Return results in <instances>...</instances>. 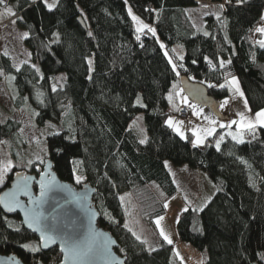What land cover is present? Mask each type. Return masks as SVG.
<instances>
[{"label": "trees", "instance_id": "1", "mask_svg": "<svg viewBox=\"0 0 264 264\" xmlns=\"http://www.w3.org/2000/svg\"><path fill=\"white\" fill-rule=\"evenodd\" d=\"M212 1L222 6V15H206L200 30L186 10L197 0H58L52 10L44 0L6 2L28 32L32 62L16 68L0 52V78L8 77L17 108L26 104L34 110L36 126L51 122L62 127L47 136L44 163L49 159L61 179L95 189L99 223L117 239L125 264H176L173 245L159 236L155 223L178 194L167 161L201 170L217 187L202 210L181 212L180 240L207 250L205 264H264V127L246 128L244 143L227 139L217 150L222 129L197 146L191 133L185 138L167 123L180 108L183 79L205 84L218 102L232 93L227 81L238 77L251 111L264 110V48L252 37L264 0ZM129 9L153 26L155 35L147 29L138 32ZM178 44L185 48L182 59ZM141 113L147 131L143 144L130 128ZM21 127L0 107V139L24 162L14 166L0 193L16 173L39 175L43 170L44 163L29 162L23 154ZM76 176L84 180L77 184ZM125 191L159 245L148 248L125 227L120 198ZM24 244L40 240L18 213L9 215L0 205L1 253L26 263L58 264L62 259L57 246L33 252Z\"/></svg>", "mask_w": 264, "mask_h": 264}, {"label": "rangeland", "instance_id": "2", "mask_svg": "<svg viewBox=\"0 0 264 264\" xmlns=\"http://www.w3.org/2000/svg\"><path fill=\"white\" fill-rule=\"evenodd\" d=\"M9 0H4V5H1L0 9V52L5 53L8 55L13 65L16 68H20L24 63L26 62H32V53L30 48L26 45L25 39L28 36V32L26 29L19 26L16 19H14L13 15L10 14L9 9L11 12H13V8L6 4V2ZM199 1L198 6L192 7L189 9V12L192 16V18L195 20L197 26L199 27V21L202 19L203 14H206L207 12H213L216 16H221V8L222 6L216 4V2L212 0H197ZM54 0H51L50 4L53 3ZM214 7V10H209L210 8ZM131 15L138 17L136 14H134L131 11ZM139 18V17H138ZM140 21H142V24H147L150 28H153V26H150L149 23L145 22L141 18H139ZM15 21V23H13ZM136 27H142V25H138L135 21ZM154 29V28H153ZM156 33V32H155ZM177 51L181 57L184 56L185 48L183 44L177 45ZM91 66L93 68V60H91ZM238 81V87L241 86L240 80L238 77H233ZM233 78L230 79L229 83L232 85V87H235V84L232 83ZM237 86V85H236ZM233 95L236 99L237 94L233 92ZM244 95V92H243ZM183 97L187 98V102L191 103L194 109V116H192L190 122H186L184 120H181L177 114H171L168 118V121H172V128L178 133L182 134L181 136L187 138L188 134H192L193 143L197 146H204L207 142L208 138L213 136L217 130L221 128V125H230L232 124V121L224 120V116H222V113L225 109V107H221V112L216 111L211 105H205V104H198L195 102H191L188 98V96L184 93V91H181V89L178 90V98L180 102H183ZM239 97V94L238 96ZM246 97V96H245ZM177 99V98H176ZM245 100L242 103L241 107L243 110L245 109ZM220 101V100H219ZM25 104L24 107L17 108L14 105V101L11 94L10 84L8 77L3 75L0 78V107H2L4 110L8 111L12 114L13 118L20 121L22 123V127L20 128V137L25 141V144L23 146V154L26 156L27 160L29 162H34L38 159H45V156L47 155V142L46 138L49 134L59 132L61 131L62 127H60L59 124L47 122L42 127H38L34 123L33 114L34 110L31 107H26ZM238 106V105H237ZM247 109H249V105L247 103ZM199 112V115L196 113ZM242 113V112H241ZM245 112L243 111L244 119H245ZM241 120V117H240ZM211 121H215V123H212ZM241 123H244V121H241ZM130 128L134 130V132L137 133L139 136L140 141L144 139L147 140V131L145 128V120L144 115L138 114L133 121L130 124ZM215 129V131L212 133V135H207L206 130ZM177 129L179 131H177ZM195 131V134H194ZM236 136V134H234ZM237 140L240 139V137L236 136ZM198 139L202 140V143H198ZM8 163H11L12 167L11 169L5 174V183L7 179L11 176L13 172V168L15 165L18 166H24V162L19 160L16 156L11 154V151L9 149V146L3 139H0V168H3ZM167 165L170 168L169 170L171 173L175 176L178 184L179 180L182 183L183 179H179L180 173L186 172L187 169L189 171L192 168H190L188 165H175L171 161H167ZM20 173V172H18ZM84 180V177L82 181ZM5 185V184H4ZM3 185V186H4ZM3 186H0L2 188ZM200 186V182H199ZM195 189H198V186H195ZM125 217H126V225L129 229H131L132 232H135L136 235L140 236V240L146 241V245L148 248H153L157 245H159V240H157V236L154 235V233L147 231L145 226L143 225V222L139 218L138 215V208L135 204L131 194L128 191H125L121 193L120 195ZM205 196L200 195L198 193V196L195 199H191V197L186 196L183 194V192L180 190L177 195L172 197L167 205L166 212L157 216L155 218L156 220L163 216L164 219L160 221L159 226H157V230L159 233V236L163 238V236L160 235V230L163 229L165 235H167L172 240L173 245V258L175 259L176 264H205L206 260L208 258V252L207 250H199L195 248L193 245H191L188 242H183L180 240L179 233H178V220L180 217L181 212H183L184 208H188L189 206L198 209L201 208L205 201ZM201 210V209H200ZM164 239V238H163ZM166 241V240H165ZM167 242V241H166Z\"/></svg>", "mask_w": 264, "mask_h": 264}, {"label": "water", "instance_id": "3", "mask_svg": "<svg viewBox=\"0 0 264 264\" xmlns=\"http://www.w3.org/2000/svg\"><path fill=\"white\" fill-rule=\"evenodd\" d=\"M79 20L83 27L86 28L85 20L82 17H80ZM182 87L191 102L211 105L216 111H219L218 102L211 98L205 84L196 83L190 79H183ZM48 163H51L49 159L45 161L43 170L39 175L30 173L23 174L22 172L19 174L34 178L31 183V191L33 197L37 200L40 198V176L48 173L46 179L49 181L55 177V183L52 190L46 192L42 203H39L38 206L43 213V223L47 228L53 230L52 234L56 236V242L50 244L47 248H44L42 246L43 241L40 239V233L30 229L27 226V223L24 222L23 209L16 208L14 211L9 212L3 208V205H1L2 209L9 215L16 213L20 215L22 224L40 240L42 250H48L57 246L61 252V236L73 235L81 241L93 240L97 244L107 246L110 255L94 256L91 258L90 264H125L126 258L121 256L116 250V247L118 246L117 239L109 229L101 226L99 223L100 213L93 203L95 189L88 184L79 187L75 183L61 179L53 169L52 163V167L48 168ZM16 174L14 175L11 184L5 188L0 195H2L4 191L11 189L13 184L16 183L18 179ZM20 199L29 208L34 207V205L29 204L28 197L21 196ZM61 254L62 259L58 264H63L64 253L61 252ZM0 264L44 263L42 261L26 263L23 259L13 254H4L0 252Z\"/></svg>", "mask_w": 264, "mask_h": 264}, {"label": "snow or ice", "instance_id": "4", "mask_svg": "<svg viewBox=\"0 0 264 264\" xmlns=\"http://www.w3.org/2000/svg\"><path fill=\"white\" fill-rule=\"evenodd\" d=\"M4 0H0V3H3ZM47 8L49 10H52L56 7V4L58 3V0H54L53 3L49 4L47 0H44ZM238 3H242L243 0H237ZM9 12L11 15H15L14 12H11L9 9ZM129 14H131V9H129ZM134 21L138 25H142V27H138L137 31H143L144 29H147L148 32L152 33L155 35V29L150 28L147 24H142V21L139 20L138 17L133 16L132 17ZM219 19V17H217ZM264 19V18H262ZM15 23V21H13ZM256 32L260 33L261 35H264V27H259L255 30ZM89 35H91V32H89ZM205 35H208V33H205ZM137 40H140V36L138 35L136 37ZM260 46L264 48V40L258 41ZM163 47V45H161ZM167 55V53H165ZM182 59V57H181ZM228 63H231V61H228ZM89 65H91V61H89ZM220 66L224 67L225 63L223 60L220 61ZM33 68L37 72L40 71L39 68H36L35 65H32ZM173 70H175L176 65H172ZM19 70V69H17ZM179 75V72L176 73ZM233 84L237 85L236 91L239 93L240 96H243V92L239 90L238 87V81L233 78L232 80ZM176 87V86H174ZM55 86H53V91H55ZM181 91H183L181 89ZM172 97L169 95V100H171ZM183 102L187 103V98L183 97ZM227 100L224 102V104H227ZM137 103H139V98H137ZM224 104H221L220 107H224ZM245 106H247V101L245 100ZM194 107V106H193ZM250 111V109H249ZM199 115V112L196 113ZM241 116V120H244V115L243 113L239 114ZM212 123H215V121H211ZM170 126L172 124V121L169 120L167 122ZM232 123H236V121H232ZM256 124H259L260 126L264 127V110H261L257 113H255V122L248 121L246 124L241 123V127H247L249 130H252L256 127ZM224 125H221L223 127ZM177 131H179L177 129ZM215 131V129H210L206 130L207 135H212V133ZM195 134V131H194ZM182 135V134H181ZM234 140L237 139L235 135L232 137ZM222 139V138H221ZM146 141L142 139L140 141L141 144L145 143ZM198 143H202L203 141L198 139ZM239 143H244L243 139H239ZM217 150H219L220 144L217 143L216 145ZM41 163H44V160L39 158ZM77 163V162H74ZM12 165L11 163H8L6 166L3 168H0V186H3L5 184V174L11 169ZM52 165L51 163H48V168H51ZM18 179L15 184H13L12 188L9 190H6L0 195V205H3V208L6 209L7 211L11 212L14 211L16 208H21L24 211V222L27 223V226L32 229L33 231L39 232L40 233V239L43 241V247L47 248L50 244H53L56 242V236L52 234L51 229L47 228L43 221V213L39 209V203H42L43 197L45 196L47 191H51L54 183H55V177L52 178L51 181L46 179V176L48 173H45L44 175L40 176L39 179V188H40V198L37 200L36 198L33 197L32 191H31V183L33 181V177L27 176V175H21L19 173L16 174ZM76 183L79 184L81 183L83 177L81 176H76ZM21 196H26L28 197L29 204L34 205V207L29 208L27 205L24 204V202L21 201L20 197ZM165 208L168 207L167 204L164 205ZM202 210V209H201ZM183 211H188L187 208H184ZM195 211V209H194ZM164 217L161 216L156 220L157 226H159L160 221L163 220ZM125 227H128L125 225ZM19 229H17L18 231ZM131 231V229H129ZM134 236H136L137 240H140V236L136 235L135 232L132 233ZM160 235L163 236L164 240H166L169 244L172 243V240L165 235L163 229L160 230ZM146 243V241H142ZM24 248L29 249L30 251L37 252L40 250L41 245L36 244V245H29V244H24ZM61 252L64 253L63 255V264H90L91 258L94 256H104V255H110V252L107 248L106 245H101L95 243L93 240H84L81 241L77 237L73 235H64L61 236ZM264 259V257H262Z\"/></svg>", "mask_w": 264, "mask_h": 264}, {"label": "crops", "instance_id": "5", "mask_svg": "<svg viewBox=\"0 0 264 264\" xmlns=\"http://www.w3.org/2000/svg\"><path fill=\"white\" fill-rule=\"evenodd\" d=\"M196 6H198V5H196ZM196 6L188 7L186 9L187 13H188L189 17L191 18L193 24L195 25V27L197 29H199V30L200 29H204V27H205V16L208 15V14H213V12H207L206 14H203L202 19L198 22L199 23V27H198L196 22H195V20L192 18L191 14L189 12L190 8L196 7ZM209 10L213 11L214 7L210 8ZM220 10H221V15H222L223 9L221 8ZM262 18H264V9H263L262 17L260 19L259 24L254 28V30L252 32V37L254 38V40H257V41L264 40V35H261L260 33L255 31L259 27H264V19H262ZM229 81H230V79H229ZM229 81H227L226 84L232 89V93L229 96L224 97V98L220 99V101H218V109L221 112L220 105L224 104V102L227 100L228 101L227 104H224V107H225L224 109L225 110L223 112H221L222 116H224V120H229L230 122L233 120V121H236V123H232L230 125H226L225 127H221L220 128L223 131H222V133L220 134L219 138L217 139V141L215 143V145H217V143H219L220 147H221L222 143L225 140L233 139L232 137H233L234 134H236V136L240 137V139H243V141H244L245 140L244 129H246L247 127H243L242 128L240 126L242 120H240L241 116L239 114L241 112L243 113V111L245 112L244 113L245 114V119L243 121L246 124L248 121L255 122V113H257V112H252L250 107H249V109H250V111H249V109H247L246 106H245V109L243 110L241 105L244 102V98H246L245 94L243 96L239 95V97H237L238 94H239L236 91L237 86L235 84V87L233 88L232 85L229 83ZM239 90L241 92H243V89H242L241 86L239 87ZM233 92H235L237 94L236 99H235V97L233 95ZM182 104H186V103L185 102H180L179 106H181ZM193 116H194V109H193ZM190 121H191V119H190ZM190 121H188V122H190ZM256 125H259V124H256ZM235 141H239V140L236 139ZM167 167H168V165H167ZM168 169H170V168L168 167ZM190 170H193V171H189L187 169L186 172L182 171L179 174L180 177H178V178L179 179H183L182 183L179 180V184H178L175 176L173 174L172 175H173L174 180H175V182L177 184L178 193L181 190L183 192V194H185L186 196L191 197L192 200L195 199L198 196V193H200V195H204L206 197L203 205L201 206V208H199V210H200L215 195V193L217 192V187H216L215 183L204 172H202L201 170L196 169V168H192ZM199 182H200V186H199ZM196 185L198 186L197 190L195 189ZM189 207H191V206H189ZM191 208H193V207H191ZM125 222H126V217H125Z\"/></svg>", "mask_w": 264, "mask_h": 264}, {"label": "built area", "instance_id": "6", "mask_svg": "<svg viewBox=\"0 0 264 264\" xmlns=\"http://www.w3.org/2000/svg\"><path fill=\"white\" fill-rule=\"evenodd\" d=\"M217 4V3H216ZM177 116L188 122L193 116V106L191 103L182 104L177 112Z\"/></svg>", "mask_w": 264, "mask_h": 264}, {"label": "flooded vegetation", "instance_id": "7", "mask_svg": "<svg viewBox=\"0 0 264 264\" xmlns=\"http://www.w3.org/2000/svg\"><path fill=\"white\" fill-rule=\"evenodd\" d=\"M35 188L37 189V187L35 186Z\"/></svg>", "mask_w": 264, "mask_h": 264}]
</instances>
